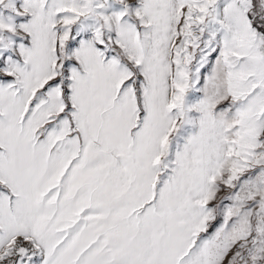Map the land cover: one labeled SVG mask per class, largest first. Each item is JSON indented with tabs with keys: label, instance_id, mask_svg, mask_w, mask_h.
Instances as JSON below:
<instances>
[{
	"label": "snow or ice",
	"instance_id": "6c2138e0",
	"mask_svg": "<svg viewBox=\"0 0 264 264\" xmlns=\"http://www.w3.org/2000/svg\"><path fill=\"white\" fill-rule=\"evenodd\" d=\"M0 264H264V0H0Z\"/></svg>",
	"mask_w": 264,
	"mask_h": 264
}]
</instances>
